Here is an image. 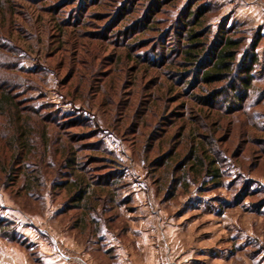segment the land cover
<instances>
[{"label":"rangeland","instance_id":"obj_1","mask_svg":"<svg viewBox=\"0 0 264 264\" xmlns=\"http://www.w3.org/2000/svg\"><path fill=\"white\" fill-rule=\"evenodd\" d=\"M57 1L46 0L37 3L35 0H13L12 4L17 6L19 15L14 17L16 19L14 22L7 23L4 30L5 35L10 36L22 51L19 68H23L24 73L10 71L9 74L19 76L21 87L17 92H21L19 95L24 100L23 103L31 104L32 100L39 105L51 103L55 104L57 111L65 114L64 118L76 117L77 122L88 119V126H80L79 123L76 129L61 132L62 136L55 127L51 126L49 134L53 137V142L59 138L60 143L56 146L50 143V147L46 148V142L37 138L35 142L39 156L44 152V155L47 154V159L50 157V160L56 162L63 161L64 158L60 156V153H56L57 157L53 159L52 151L57 152L62 142L63 144L66 142L67 137L76 139L74 142L76 147L102 140L107 149L116 155L114 158L120 162L119 166L125 170L128 180L136 178L141 182L148 179L147 182L152 183V177H147L145 171L136 168L139 165L144 168L140 161L155 125L144 129L145 136L135 135L134 131L129 133L125 129L130 125V117L139 105L144 85H150V90L155 92L154 95H162L168 91L170 85L168 80L175 77L174 75L169 77L167 74L171 67L164 70L150 68L143 63V58L152 57V52H156L157 44L152 47L151 42L159 34L175 36L171 24L176 18L179 19L186 4L193 0H176L169 5L165 4L162 11L155 16L157 20L155 29L144 30L142 33L140 29H137L138 24L135 22L141 21L142 16L148 11L146 9L152 6L154 0H144V3L136 7L133 15L127 20L122 15L121 19L125 20L114 25L109 23L110 17L115 18L116 15H120V12L124 14L129 8V2L135 3V0H100L98 7L93 5L95 1L89 2L91 6L86 9L84 26L79 28H69L61 23L64 18H68L69 13V17H72L74 11L78 10V2L71 4L65 12L60 13L58 9H53V4ZM195 1H197L196 6L203 1L214 10L205 16L207 27H211L214 32L213 39L212 35H209L212 42H216L218 32L226 28L241 31L240 34L234 33L232 36L242 38L244 47L248 49L257 40L259 30L264 35V0ZM78 14L79 12L74 15ZM98 15L102 17L97 18ZM116 25L121 27L122 32H125L127 28L129 34L125 38H120L119 34L116 35L117 37L114 36L117 30ZM58 27H62V30ZM112 29L115 31L109 35ZM70 39H72L71 42ZM74 44L76 45L73 47ZM125 45L129 48H124ZM168 47L171 45L168 44ZM158 51L163 52L162 49ZM256 52L259 55L257 79L261 81V84L255 85L254 90L261 91L264 90V38L260 40ZM3 55L0 51V63L4 62ZM90 66H95L94 68L114 66L110 81L107 78H100L99 71L106 70L105 67L96 72L98 77L94 80V70ZM183 71L185 70L178 72ZM181 75L177 74L178 80L182 79ZM160 82L162 85L159 84ZM191 82L193 83L192 80ZM184 90L185 92L181 93L186 98L179 99V104H183L184 112L177 114L179 120L176 125H180L183 120L190 121V116L198 110L203 118H200L201 121L207 125V130L202 129L203 132H209L212 135L216 132L214 134L220 142H223V144L216 143V146L227 150L231 161L228 174L222 175L219 180L224 182L219 187L212 183L211 178L199 177L188 192L183 193L177 189L178 193L173 199L168 196L165 198L163 192L159 193L162 194L160 197L164 196L167 202L168 216L166 218L157 216L156 221L162 223L163 228L174 221L175 225L184 228V239L189 241V254L187 256L184 254L180 260H175L171 264H264V129H259L255 121L250 123L247 120L249 115L255 116L254 119L264 126V99L251 106L248 111L226 116L191 101L190 96L194 92L202 95L201 90H192L190 86L184 87ZM92 95L94 96L91 97ZM126 100L131 101L127 113L131 116L117 126L114 120L122 116L119 114L121 111H126L121 106ZM176 104L170 103L172 113L167 118L181 109L180 105L175 107ZM164 105L165 103L159 102L157 106L160 108L156 109L155 113L161 114ZM159 120L160 118H157L153 123ZM4 122L5 119L0 117L1 145L5 144V140L1 139ZM222 124L228 128L215 131L216 126ZM240 133H245V137ZM186 137L187 134L184 133L181 141H185ZM254 138H259L260 143L258 144ZM8 150L5 148V153L10 154ZM85 156L87 158L99 156L98 161L103 160V155L86 152L80 153L79 159H85ZM27 161L29 164L33 163L32 165L38 163V159L33 157ZM103 164L94 162L93 166H103L102 171L112 168ZM53 171L50 174L56 175L57 171L55 169ZM135 172L138 176H134ZM238 177H241L242 181ZM52 180L51 178L47 182L48 185L34 196L38 199L33 200L34 198H30L25 193L18 195L19 189L16 183L13 185L3 183L0 177L2 198L7 204L18 208L25 217L28 215L33 217L32 230L35 237H31L32 242L43 241V244L39 246L33 245L31 249L33 254L24 248L23 251L21 250L22 253L17 251L18 246H13V251H16L18 255L21 254L26 263H31L30 259L34 261L40 258L43 264H80V257L84 254L100 261V264L107 262V257L96 251L92 242L88 244L87 233L79 234L78 230L71 228L77 213L73 210L65 215L58 213V210L65 206L66 196L61 194L58 196L54 193L51 187ZM245 182L246 185L249 184V189L248 187L244 189ZM2 198L0 210L4 211L8 208L4 207ZM123 210L126 215H129L124 207H122ZM0 218L7 219L3 213H0ZM122 221H118L115 226L120 228ZM134 223L139 225L143 221L139 219ZM9 247L11 246L8 245ZM192 250L196 252V261L189 260L190 255L193 254Z\"/></svg>","mask_w":264,"mask_h":264},{"label":"trees","instance_id":"obj_2","mask_svg":"<svg viewBox=\"0 0 264 264\" xmlns=\"http://www.w3.org/2000/svg\"><path fill=\"white\" fill-rule=\"evenodd\" d=\"M12 1L0 0V51L4 54V62L0 63V117L5 119L1 135L5 144H0V177H2L3 183L10 185L16 183L19 189L18 195L25 193L30 198H34L33 200L38 199L34 196L38 195L52 178L51 187L54 193L58 196L60 194L66 196L65 206H62L58 213L65 215L71 210L75 211L77 217L71 228L78 230L79 234L87 233L88 239L92 238L101 242L104 231L114 229L115 224L123 220L122 207L127 210L132 209L129 196L124 195V191L131 187V183L126 179L125 170L119 166L120 162L115 159L116 155L107 149L102 140L93 144L84 143L82 146L76 147L74 144L76 139L67 137L66 142L64 144L62 142L61 148L57 152L52 151L53 159L57 157L56 153H60V156L64 158L63 161L56 162L50 160V157L47 159V154L44 155V152L39 156L35 142L37 138L46 142V148L50 147V143L55 146L60 143L59 138L53 142V137L49 134L51 126L55 127L62 136L61 132L76 129L80 124V126H88V119L77 122L76 117L64 118L65 114L57 111L55 104L51 103L39 105L33 100L31 104L23 103L24 100L19 95L21 92H17L21 87L19 76L9 74L10 71L24 73L23 68H19L22 51L4 32L6 24L14 22L16 20L14 17L19 15L17 6L13 5ZM44 1L46 0H35L37 3ZM84 1L58 0L53 4V9H58L60 13L65 12L68 6L78 2V10H75L74 14L78 12L79 14L69 17V13L68 18H64L61 23L69 28L83 27L86 9L91 6L90 3L95 1L94 6L100 5V0ZM173 1L176 0H154L152 6L146 9L148 11L142 16L141 21L135 22L138 24L137 29H140L141 33L144 30L153 31L157 21L155 16L162 11L165 4L169 5ZM196 2L193 0L187 3L183 12L180 13L179 19L176 18L172 22L174 37L166 33L159 34L151 42L152 47L157 44L158 48H156V52H152V57L143 58V63L154 69L164 70L167 67H174L172 70L170 68L167 74L169 77L173 75L175 77L168 80L169 89L162 95H154L155 92L150 90L148 84L143 86L139 105L130 117V125L125 129L129 133L134 131L135 135L143 134L145 136L144 129L155 125L145 145L144 156L140 162L144 166L147 177L153 178L152 184L156 191L163 192L165 198L168 196L172 199L178 193L177 189L183 193L188 192L199 177H209L214 185L221 186L224 182H219V180L222 175L228 174L231 161L227 150L216 146V143L223 144L214 134L216 132L213 135L203 132L202 129L207 130V125L201 121L202 116L198 110L197 113L190 116V121L183 120L180 125H176L179 120L177 114L184 112L183 104H179L180 100L186 98L181 93L185 92L184 87L190 86L192 90L202 91V95H199L198 92L193 94L191 92V101L210 110L219 111L226 116L248 111L251 106L264 99V90H254L255 85L261 84V81L257 79L259 55L256 50L259 48L260 40L264 38L262 31L259 30L257 40L249 49L244 47L242 38L232 36L234 33H241V31H235L238 29H222L218 32L216 42H212L209 35H212L213 39L214 32L211 27H207L205 16L214 10L203 1L198 6H196ZM142 3L144 0H135V3L129 2L128 10L124 14L120 12V15H116L115 18L110 17L109 23L114 25L127 20L136 12V7ZM122 15L125 16V19H121ZM61 26L63 25L61 24ZM58 28L62 30V27ZM115 29L117 30L113 34L114 36L119 34L120 38H125L129 34L127 28L125 32H122L121 27L116 25ZM115 29L109 31V35H112ZM132 40L136 39L132 38ZM71 41L72 39H70ZM168 44L171 47H168ZM123 47L129 48L127 45ZM158 49H162L163 52H159ZM14 60L15 62H13ZM90 67L94 70L95 80L98 77L96 72L105 66ZM112 67L114 66H106V70L99 71L100 78H107L110 81ZM176 69L185 71L176 72ZM173 70L175 71L173 72ZM186 71H188V75L185 74ZM177 74H182V79L178 80ZM159 84L162 85V82ZM170 94L172 95L170 96ZM159 102L165 103L161 114L155 113L156 109L160 108L157 106ZM172 102L177 103L175 107L180 105L181 109L167 118L172 113L169 106ZM130 103V100H126L121 105L126 111H121L119 114L122 116L114 120L117 126L123 124L131 116L127 114L129 106H131ZM254 117L249 115L247 120L250 123L255 121L259 129H264V126H261ZM157 118L160 120L153 123ZM182 118L185 119V117ZM121 128H123L122 125ZM227 128L222 124L216 126L215 131ZM174 130L176 131L173 132ZM184 133L187 134V137L185 141H181ZM240 134L243 137L246 135L245 133ZM254 139L256 142L259 141V138ZM5 148L9 149L10 154L5 153ZM82 152L103 155V160L98 161L99 156L87 158L89 156L87 154L85 159L80 160L79 154ZM30 157L37 158L38 163L36 165L29 164L27 160ZM94 162H102L103 165L112 168L102 171L103 166H93ZM54 169L57 171L56 175H51L50 172H54ZM238 179L241 180V177ZM247 187L249 189V184L244 189ZM0 238L20 245L28 252H31L33 248L32 242L20 236L16 223L9 219L0 218Z\"/></svg>","mask_w":264,"mask_h":264},{"label":"crops","instance_id":"obj_3","mask_svg":"<svg viewBox=\"0 0 264 264\" xmlns=\"http://www.w3.org/2000/svg\"><path fill=\"white\" fill-rule=\"evenodd\" d=\"M136 169L145 171L140 165ZM133 174L138 176L136 172ZM126 179L131 183V187L124 191V195L130 198L132 209L127 210L124 207L129 215H126L123 210V222L120 228L114 226V229H106L101 236V242L92 238L88 241V244L92 242L95 245L96 251L107 257L108 261L103 262V264H171L175 260H180L184 254L187 256L189 254V241L184 239V228L175 225L174 221L163 228L162 223H158L155 219L157 216L162 218L168 216L167 202L164 196L160 197L162 194L156 191L152 183L147 182L148 179L141 182L137 181L136 178L128 180L126 177ZM1 198L2 195H0V200ZM2 200L5 204L4 207L8 209L0 210V213L16 223L20 236L32 242L31 237H35L32 230L33 217H29V215L25 217L18 208L7 204L4 198ZM139 219L143 221L142 224L134 223L135 220L139 221ZM41 243L43 244V241L40 242V240L32 242L34 246H39ZM8 245L11 247L8 248ZM13 246L19 247L17 251H23L20 245L0 238V264L26 263L21 254L18 255L16 251H13ZM191 252L193 254L190 255L189 260L196 261V252L193 250ZM80 259V264H100V261L87 254L82 255ZM34 261L30 259L31 263L27 262L26 264H43L40 258H36Z\"/></svg>","mask_w":264,"mask_h":264}]
</instances>
